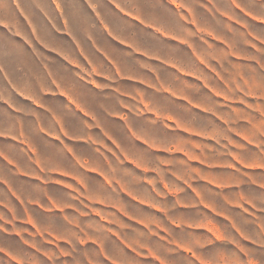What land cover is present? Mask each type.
Listing matches in <instances>:
<instances>
[{"label": "crops", "instance_id": "crops-1", "mask_svg": "<svg viewBox=\"0 0 264 264\" xmlns=\"http://www.w3.org/2000/svg\"><path fill=\"white\" fill-rule=\"evenodd\" d=\"M0 264H264V0H0Z\"/></svg>", "mask_w": 264, "mask_h": 264}, {"label": "rangeland", "instance_id": "rangeland-1", "mask_svg": "<svg viewBox=\"0 0 264 264\" xmlns=\"http://www.w3.org/2000/svg\"><path fill=\"white\" fill-rule=\"evenodd\" d=\"M87 226L90 227V225H84V223L77 224V230L83 232ZM96 226L97 225H93V227H96Z\"/></svg>", "mask_w": 264, "mask_h": 264}]
</instances>
